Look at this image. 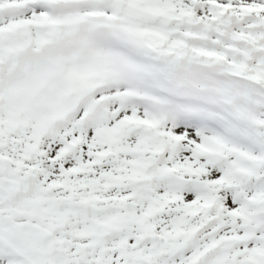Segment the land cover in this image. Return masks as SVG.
I'll return each instance as SVG.
<instances>
[{"label":"snow or ice","instance_id":"snow-or-ice-1","mask_svg":"<svg viewBox=\"0 0 264 264\" xmlns=\"http://www.w3.org/2000/svg\"><path fill=\"white\" fill-rule=\"evenodd\" d=\"M0 264H264V0H0Z\"/></svg>","mask_w":264,"mask_h":264}]
</instances>
